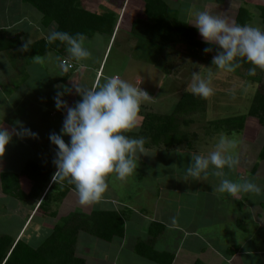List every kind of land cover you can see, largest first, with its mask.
Masks as SVG:
<instances>
[{"label": "crops", "instance_id": "1", "mask_svg": "<svg viewBox=\"0 0 264 264\" xmlns=\"http://www.w3.org/2000/svg\"><path fill=\"white\" fill-rule=\"evenodd\" d=\"M164 1L170 7L172 17H176L178 20L185 22L191 19L190 14L195 10H208L212 14L222 17L227 14L229 2V0ZM131 2L132 0H130L129 3L128 0H114L110 7L105 5L104 8L113 10L119 16L115 32L111 37L101 34L96 35L100 36L102 41H104L102 45L105 48V52L101 58L90 62L87 60L77 62L72 58V62H75L77 65L79 63L81 64H79L81 72H75L74 75L69 78H67L65 71L59 67V63L55 65L50 62V64L46 66V64L41 62V58L44 56L34 55L31 51L32 44L39 40L47 39L48 34L52 31V29L44 25L43 15L33 5L26 2L30 7H22V11L17 15L14 21L10 23L9 21H4V23L0 24V33L5 32L8 37H20L21 39V45L9 50L0 51V71L4 70L3 75H0V106L9 101L12 102L11 97L16 94H21L20 90L24 88L30 95H27V97L24 96L21 103L31 100L32 106L28 107H31V111L23 118V124H27V126H23L38 134L36 138L13 136L9 144V152L4 155L6 159L4 162L15 161L14 166L17 168V172L12 173L20 174L22 164L33 158L31 157V152L39 151L37 149L39 145L43 146L47 151L55 152L54 155L56 154L57 146L51 142L49 137L53 133H61L63 127L66 109L64 111L58 110L54 98L57 96L58 91H65L64 86L72 88L71 93L65 92L63 97L68 105L72 107L75 106L81 97L75 92L73 81L86 87H93L94 85L103 83L105 77L119 76L135 86L142 88L144 74L131 73L132 67H129L127 61L122 62L116 60L112 66L111 72L108 74L106 73L110 56L122 32V25L127 17ZM81 4H84L87 9L93 12L101 13V9L103 8L102 4L105 3L104 1L102 2V0H81ZM145 6L146 0H142V2L139 3L137 2L134 5L133 13L128 16V24L124 30L127 31L128 39L132 44L131 46H122L124 54L129 53L127 56L128 61H132V57L138 55L139 61L142 60L144 62L146 57L151 55L152 52H162L164 50L145 41L141 42L140 39L132 33V24L136 19H147ZM236 6L237 8L230 13L231 18H228V16L225 17L229 22L231 21L230 23H236V17L239 12L238 8L242 6L248 7L249 4L245 1L241 2V5H239L238 2ZM248 8L250 9V6ZM200 37L202 38V36ZM29 40H31L29 50L25 51L24 45ZM136 40H138V42ZM126 48L133 49L135 52L131 54L132 51ZM167 49L180 51L181 54L193 58L197 63L199 62L198 66H196V70L191 68L192 73L199 72L201 75L204 74V78L206 74L208 78L209 76L207 73L213 72L211 86L214 89V93L208 98L209 103L211 102V98L216 96L217 93H225L224 90L217 89L216 83L233 73L217 69L212 64L213 57L205 56L204 59L194 57L191 54L192 48L185 45H177ZM51 54L59 56V62H61L62 57H64L56 51H51L45 56H50ZM17 61L21 62V64H18ZM82 66H84V68H81ZM206 67L208 70H206ZM201 69L205 71L200 72ZM121 71H125L126 74L121 73ZM239 71L241 72L243 70L237 68L233 71L235 73L233 75L239 76ZM179 80L182 82V77L178 75L175 70H167V75L157 86L158 90L151 93L147 88L143 90H145L151 98H155V101L158 97H161V101H170L174 107L181 95L186 92L185 89L180 87L181 83ZM242 82L243 80H241L239 84ZM58 86L60 87L58 88ZM181 86H185V84ZM229 90L232 91V89ZM168 97L170 100H168ZM41 101L49 103V106L54 109H41L38 104V102L40 103ZM155 101L148 99L143 102L140 113V126L130 131L131 133H136L141 129L143 113L147 112L149 107L148 103L157 104ZM35 104H38L36 106L37 108H35ZM17 106L15 110H18L19 115H24L25 111H20ZM206 113L202 115V117L207 115ZM5 117L8 116L3 115L0 110V127H5L10 131L19 127L13 119L14 116L10 118L11 120ZM210 119L208 122L203 120L202 124H204V127H210ZM195 123L201 124V120L198 116L196 117ZM190 130L195 131L193 127H191ZM218 132L225 133L224 130H220L216 131L215 134L217 135ZM64 139L66 142L70 141V137L65 136ZM208 143L209 145L211 144V146H215V144L211 142ZM13 147H16L13 153L14 155L11 153ZM196 147L199 146L194 145L190 149L183 146L175 148L171 152H164L163 149H157L156 147L155 149L145 147L148 151L153 153V156L155 154L156 158L153 161H149L146 156H141L138 166L139 169H137V172L131 177L133 181H130L134 183V185L127 187L129 189L127 196H120V194H118L122 191H116L117 188L111 183L113 182L115 184L118 181H111L114 176H110L108 178L109 188L105 194L104 200L100 203L88 205L86 210L81 206L80 208L78 206L76 209H73L76 210L74 212L81 211L86 214H90L94 211L119 212L125 221V235L123 237H115L111 241L99 239L89 232H80L76 244L77 256L84 259L85 264H91L90 257L83 254L86 252V245L90 244L92 251L91 255H94V259H96V262L93 264H164L163 262L152 260L148 255H142L137 252V245L141 241L145 242L152 239V234L150 232L153 224H156L154 225L155 229H159L158 224H162L165 226V230L155 240L153 248L156 252L173 255L171 264H264V191H262L260 195L252 193L241 194L240 199H235L227 193L222 194L215 191V188L219 185L220 178L209 175L207 180H193L190 177H186V175H179L176 173V170L172 168L174 164L168 165L171 163V155L174 156L175 153L180 154L179 151L190 152L189 160H183L187 162L188 165L191 163V152H211L210 149L199 151L201 149ZM209 148L211 147L209 146ZM260 152L261 149L258 151L255 158L248 159V163L243 161L247 164L245 165L246 169H239L241 162L235 171L225 169L227 177L234 181L241 182L242 180H251L259 185L261 189H264V161L260 158ZM243 156H245V154L240 155V157ZM48 157L49 155L45 154L44 159L36 162H41L39 164H43L49 160L47 159ZM166 167L172 168V170L168 171ZM6 171L9 170H0L1 192L19 199L21 201L20 205H23V201H28L29 204L28 210H24L23 212L25 219L22 226L15 235H10L17 242L22 237L26 238L25 233H27L28 228L36 220L38 211L41 210L39 205L46 192L40 199H22L13 194L6 193L4 191L3 181V174ZM19 176V183L22 191L25 194H29L32 190L33 182L24 175L20 174ZM24 179L29 181V189L24 186ZM188 180L194 185H202V187H196L194 190L192 188H187L185 190L182 184ZM62 190L63 189H60L59 191ZM71 196L78 197L77 191L71 190L61 203H53V206L51 205L53 208L52 213H56V216H52L50 209L47 213L48 216L45 212L46 217H55L53 218L56 220L55 225L52 226L53 230L64 218L74 213L72 212L66 217H61L62 215L59 216L61 207L69 201V197ZM72 199L74 198L72 197ZM27 241L32 244L29 240ZM165 261H168V259Z\"/></svg>", "mask_w": 264, "mask_h": 264}, {"label": "trees", "instance_id": "2", "mask_svg": "<svg viewBox=\"0 0 264 264\" xmlns=\"http://www.w3.org/2000/svg\"><path fill=\"white\" fill-rule=\"evenodd\" d=\"M33 5L43 15L44 25L52 30L64 31L75 35L83 33L86 40L92 41L97 35L111 37L118 23V15L113 10L101 13L93 12L82 6L81 0H24ZM259 12L264 22V5H259ZM145 12L147 19H136L132 24L134 36L158 48H169L177 45H185L192 48L194 57L204 59L205 56L213 57V52L205 53L204 49L210 47L199 36L197 28L185 21L172 17L171 9L164 0H146ZM252 13L248 7L242 6L236 17V24L247 25ZM21 45L20 37H8L5 32L0 33V51L12 49ZM34 55L45 56L51 51L63 55L62 62L70 65L65 71L67 78L74 75L77 64L66 51V46L59 41L48 43L42 39L31 45ZM60 55V56H61ZM253 67L249 62L242 61L239 69L244 78L251 80L256 88L251 91L253 102L249 111L244 115L228 117L211 121L210 127L215 131L224 130L229 136L241 133L245 130L249 117H255L264 128V70L256 69L255 75H250ZM206 70L208 68L206 67ZM239 71V74H241ZM235 74L234 72H231ZM209 105L208 98L195 96L190 92H184L171 113L160 114L154 111L143 113L141 129L136 133L127 132L133 138H144L145 147L163 145L164 152H171L178 147L186 146L190 149L194 146L195 132H190L191 126L196 122V117L204 115ZM205 128V127H204ZM205 130V129H204ZM206 131V130H205ZM186 144V145H185ZM185 148V147H184ZM181 149V148H180ZM56 154L43 164L30 159L20 170V174L33 182L32 190L25 194L20 186V174L6 171L3 174L4 191L22 199H40L46 192L39 208L48 211L52 203H61L64 197L75 186L68 179H54L57 168L53 163ZM260 158L264 161V145L260 152ZM63 189L62 191H59ZM54 213V212H53ZM51 213L56 216V213ZM151 228L152 239L141 241L137 245V252L148 255L152 260L171 264L173 255L156 252L153 248L155 240L165 230V226L159 225ZM89 232L95 237L105 241H111L115 237L125 235V221L119 212L94 211L86 214L77 211L64 218L57 224L38 247L28 243L22 237L16 240L10 235L0 237V264H85V260L76 254L77 238L80 232ZM168 259V261L165 260Z\"/></svg>", "mask_w": 264, "mask_h": 264}, {"label": "clouds", "instance_id": "3", "mask_svg": "<svg viewBox=\"0 0 264 264\" xmlns=\"http://www.w3.org/2000/svg\"><path fill=\"white\" fill-rule=\"evenodd\" d=\"M190 15L187 23L197 28L204 42L210 45L204 52L211 53L215 47L212 64L217 69L233 72L246 60L253 65L250 75H255L257 68L264 70V29L230 23L208 10H195ZM86 39L83 33L73 35L56 30L47 36L48 43L59 41L64 44L70 57L77 62L92 57V52L85 46ZM30 44L31 40L24 45L25 51L29 50ZM59 67L67 71L70 65L61 61ZM211 83V75L204 78L194 72L186 90L207 99L214 93ZM73 87L82 97L74 107L63 98L65 92L71 93L72 88L64 86L65 91H58L54 98L58 110L66 109L61 133L49 137L57 146L53 161L57 168L54 179H68L75 186L79 204L88 206L104 200L110 176L126 181L136 173L141 156L151 155L145 148L144 138L125 134L139 128L141 107L149 99V94L119 76L105 77L103 83L93 87L73 81ZM17 124L19 127L12 131L0 127V159L14 135L21 138L38 136L22 122ZM64 136H69L70 141L66 142ZM236 148L237 141L221 133L213 151L207 155L191 154L186 177L193 180H207L209 175L218 177L220 182L215 191L227 193L235 199H240L241 194L260 195L264 189L251 180L241 182L227 177L225 169L235 171L239 164L234 154Z\"/></svg>", "mask_w": 264, "mask_h": 264}, {"label": "rangeland", "instance_id": "4", "mask_svg": "<svg viewBox=\"0 0 264 264\" xmlns=\"http://www.w3.org/2000/svg\"><path fill=\"white\" fill-rule=\"evenodd\" d=\"M99 1H101V0H99ZM103 1L105 4H102V7H103L102 9L100 8L102 11L109 10L108 8H104L105 5L107 7H110V5L114 2V0H102V2ZM120 1H123V0H120ZM129 1L130 0H128V3H129ZM245 1L248 2L249 6H250V11L252 13V18H251L252 20L250 22H248L247 25H252V26L260 27L261 29H264V22L262 21V18L260 16L259 7H257L259 5H264V0H229L228 7H227V14H225L222 17L225 18L226 16H228V18H231L230 13H232L237 8L236 4H238V2H239V5H241V2H245ZM137 2L138 3L142 2V0H132V2H131L127 17L125 18V22L122 25V27H123L122 32H121L120 36L118 37L117 42L115 44V47H114L112 54L110 56V60L108 62L106 73L108 74L109 72H111V70L113 68L112 66L114 65L116 60L122 61V62L127 61V64L129 65V67H132L131 73H136V74L142 73V74H144V78H143L144 82H143L142 89L147 88V90L149 89L150 93H151L153 91L155 92L156 90H158L157 86H158L159 82L161 80H163L164 77L167 75V70H175L176 73L182 77V82L179 80L181 85L185 84V86L180 85V87L185 89V91H187L186 89L188 87V84L191 81L190 78L192 77V74H193L191 72V68L196 70V66H198L199 62L197 63V61L193 60V58H190L187 55L181 54L180 51H175V50L173 51V50H169V49L165 48L162 52H160V51L152 52L151 55H148V57H146V60L144 62L142 60L139 61L138 55L132 57V61L127 60V56L129 53L124 54V50L122 49V46H124V45L131 46L132 43L128 39L127 31H125L124 29H126V26L128 24L127 23L129 20L128 16H130L129 14L133 13L134 5ZM82 6L85 7L84 4H82ZM22 7L26 8V7H30V6L28 4H26V2H24L23 0H0V24L4 23V21H9V23L11 21H14L17 18V15H19V13L22 11V9H21ZM240 8H238V9H240ZM36 12H38V11H36ZM136 41L138 42V40H136ZM102 43H104V41H102L100 36H95L92 39V41L86 40L85 46L88 47L89 50L92 52V57L87 60L88 62L94 61V60L96 61L98 58H101L103 56V54L105 52V48L103 47ZM126 49L129 51H132L131 54L133 52H135V50L133 51V49H130V48H126ZM122 54H124V55H122ZM109 55H110V53H109ZM109 55H108V58H109ZM59 60H60L59 56H54L52 54L50 56L48 55V56H44L41 58V62L43 64H46V66H48V64H50V62H52L53 64L56 65V64L60 63ZM17 63L21 64V62H19V61H17ZM79 64L77 65V67H76L77 69L75 70V72H81L80 71L81 69H79ZM81 68H84V66H82ZM203 71H205V70L201 69L200 72H203ZM3 72H4V70L0 71L1 76L3 75ZM18 72H17V75H18ZM121 73L126 74L125 71H121ZM207 74H208V76L211 75V78H212V74H213L212 71L207 73ZM127 75L130 76L129 74H127ZM202 76L204 77V74H202ZM228 76L225 78H222V80L220 82L216 83L217 89L218 90L219 89L224 90L225 93L224 94L217 93L216 96H213L211 98V102L209 103L207 111H206V112H208V113H206L207 115H205L204 117H202V115H199V117H198L201 120V124L194 123L191 126L195 129V131H190V132H195V134H196L194 136L193 143L195 146H199V147H196L198 149H201L199 151H204V150H209V149H210V151H213L215 146H211V144L209 145L208 142H211L212 144H216L218 141L219 135L222 133V132H218V134L216 135L215 134L216 133L215 128H211V127H205L204 128V124H202L203 120L208 122V120L210 118H211L210 119L211 121H214V120H219V119L228 118V117L229 118L235 117V116L241 115V114L242 115L247 114L249 111V107L251 106V104L253 102L254 96H253V94L250 96V93L256 85L253 84L251 82V80L244 79L245 76L242 73L239 74V76L233 75V74L228 75ZM205 78H207L206 74H205ZM241 80H243V82L241 84H239V82ZM176 85H178V84H176ZM231 85H232V87H231ZM229 89H232V91H230ZM20 92H21V94H16L13 97H11L12 102L9 101L8 103L2 104L0 106V110L2 111L3 115L8 116L5 118H9V120H11L10 118L14 116L13 119L15 120V123H17L19 121V122H22V124H23L24 123V121H23L24 116H26L31 111V107L30 108H28V107L32 106V105H31V100L24 102V103H21L22 98L24 96L27 97V95H30V94H28L24 88H22L20 90ZM81 99H82V97H80L78 101H80ZM149 100L155 101V98H151L149 95ZM168 100H170L169 97H168ZM155 102L157 104L148 103L149 107H148L147 111H155V112H159L161 114H168V113H171L174 109V107L172 106V103L170 101H165V102H164V100L161 101V97H158ZM38 104L41 107V109H45V110H48V108H50L51 110L54 109L51 106H49V103H44L41 101L40 103L38 102ZM38 104H35V108H37L36 106ZM16 106L18 107V109L20 111L21 110H22V112L25 111L24 115H22V114L19 115L18 110H15ZM216 115H219V116H216ZM23 125L27 126V124H23ZM212 131H214V132H212ZM67 137H69V136H67ZM229 137L232 139H235L237 141V148L234 150V154L235 155L237 154V158L239 160V163L241 162L240 166L238 164L239 169L240 168L246 169L245 165H247V164L243 161H246L248 163L249 158H251V159L255 158V156L258 154V151H260V149H262V147L264 145V128L260 125L257 118L249 117L247 120L246 129L244 131H242L241 133H234L232 136H229ZM63 138H65V136ZM208 145L213 150L211 148H209ZM155 147L157 149H163L164 148L163 145H155V146L152 145L151 146L152 149H155ZM37 149L39 151L31 152V155H32L31 157H33L31 159H33L35 161L44 159L45 154L49 155V157L47 159H50V158H52V156L55 153L52 151L45 150L44 147L41 145L37 146ZM15 150H16V147H13L11 153L13 154L15 152ZM8 152H9V145L7 146L5 153H8ZM148 152L151 155H147L146 158L149 159V161L155 160V158H156L155 154L153 156L152 152H150V151H148ZM179 152H180V154L175 153L174 156L171 155V157H170L171 163H169L168 165L174 164V166L172 168H174L176 170V173H178L179 175H185V171H186V167L188 166V163L183 161V160H189V158H190L189 153L190 152H188V151H179ZM207 152H201V153L197 152V153L206 155V154H208ZM192 153H194V152H191V154ZM241 154H245V156L240 157ZM142 156H144V155H142ZM251 159H250V161H251ZM174 160L178 161V162H175ZM4 161H6V159L4 157L2 159H0V170L3 169V170H9L10 172H17V168L14 166L15 161H7V162H4ZM259 162L261 164H263L261 161H259ZM39 163H41V162H39ZM22 165H24V164H22ZM172 168L166 167V170L170 171V170H172ZM177 169H178V171H177ZM0 178H1V176H0ZM21 178H23V177H21ZM113 180L118 181L115 184L113 182H111V183H112V185L115 186V188H117L116 191H118V192L122 191V192L118 193V194H120V196H127V194H128L127 192L129 191V189L127 187L130 185L131 186L134 185V183L130 182L131 180L133 181V179H131V177L129 179H127L126 181H121V180L115 178V176H114V177H112L111 181H113ZM23 183H24V186L27 189H29V181L27 179H24ZM182 185L184 186L185 190L187 188H190V189L192 188L194 190L196 187H202V185H197V186L194 185L189 180ZM249 194H251V193H249ZM72 197L74 199H72ZM163 200H165V199H163ZM20 202L21 201L19 199H16L12 196L3 194L0 190V237H2L4 235H15L17 233V231L20 229V227L22 226L24 219H25L23 212H24V210H28L29 204H28V201H25V202L23 201L22 202L23 205H20ZM51 205L53 206V203ZM52 206L50 208L51 213L53 210ZM78 206H79V208L81 206V207H83V209H85V210L87 209V206H82L79 204L78 197H74V196L69 197V201L61 207V210H60L61 212H60L59 216L62 215L61 217H66L70 213L76 211L73 209H76V207H78ZM54 207H55V205H54ZM85 210H83V211H85ZM45 212L47 214L49 211H45V209H41L40 211H38L36 220L28 228L27 233H25L26 239L29 240L33 244L34 247H37L40 243H42L44 240H46L48 238L50 233L53 231L52 226L55 225V222H56V220L53 219L55 217H53V218L52 217L51 218L46 217ZM47 216H48V214H47ZM85 250H86V252L83 254L90 257L91 264L95 263L96 259H94V255H91L92 251H91L90 244L86 245ZM88 257H87V259H88Z\"/></svg>", "mask_w": 264, "mask_h": 264}, {"label": "built area", "instance_id": "5", "mask_svg": "<svg viewBox=\"0 0 264 264\" xmlns=\"http://www.w3.org/2000/svg\"><path fill=\"white\" fill-rule=\"evenodd\" d=\"M64 63H66V62H64Z\"/></svg>", "mask_w": 264, "mask_h": 264}]
</instances>
